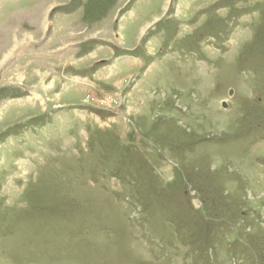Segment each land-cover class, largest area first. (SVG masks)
<instances>
[{
	"label": "rangeland",
	"instance_id": "rangeland-1",
	"mask_svg": "<svg viewBox=\"0 0 264 264\" xmlns=\"http://www.w3.org/2000/svg\"><path fill=\"white\" fill-rule=\"evenodd\" d=\"M0 264H264V0H0Z\"/></svg>",
	"mask_w": 264,
	"mask_h": 264
}]
</instances>
